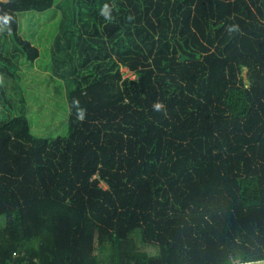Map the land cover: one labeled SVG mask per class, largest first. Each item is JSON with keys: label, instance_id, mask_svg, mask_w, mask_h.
I'll return each mask as SVG.
<instances>
[{"label": "trees", "instance_id": "1", "mask_svg": "<svg viewBox=\"0 0 264 264\" xmlns=\"http://www.w3.org/2000/svg\"><path fill=\"white\" fill-rule=\"evenodd\" d=\"M50 9L68 127L42 137L17 14ZM0 217V264L264 259V0H0Z\"/></svg>", "mask_w": 264, "mask_h": 264}, {"label": "rangeland", "instance_id": "2", "mask_svg": "<svg viewBox=\"0 0 264 264\" xmlns=\"http://www.w3.org/2000/svg\"><path fill=\"white\" fill-rule=\"evenodd\" d=\"M58 11L20 12L17 14V34L29 40L39 50L38 58L33 61L22 59L19 66L22 76L17 96L23 97L24 114L28 118L32 133L42 137H57L67 134L68 110L65 88L60 80L50 74V47L52 35L57 27ZM123 75L135 76L126 68ZM102 185V184H101ZM6 220L0 217V228ZM156 253L154 246L146 247Z\"/></svg>", "mask_w": 264, "mask_h": 264}, {"label": "clouds", "instance_id": "3", "mask_svg": "<svg viewBox=\"0 0 264 264\" xmlns=\"http://www.w3.org/2000/svg\"><path fill=\"white\" fill-rule=\"evenodd\" d=\"M3 19H6V20H11L12 17L8 14H4V16L2 17ZM236 30V26H230L228 31L229 32H232V31H235ZM153 109L155 111H162V110H165V106L163 105L162 102H155L154 105H153ZM79 118L80 119H83V110H81V112L79 113Z\"/></svg>", "mask_w": 264, "mask_h": 264}, {"label": "water", "instance_id": "4", "mask_svg": "<svg viewBox=\"0 0 264 264\" xmlns=\"http://www.w3.org/2000/svg\"><path fill=\"white\" fill-rule=\"evenodd\" d=\"M230 264H264V259L255 260V261H245V262H233Z\"/></svg>", "mask_w": 264, "mask_h": 264}, {"label": "built area", "instance_id": "5", "mask_svg": "<svg viewBox=\"0 0 264 264\" xmlns=\"http://www.w3.org/2000/svg\"><path fill=\"white\" fill-rule=\"evenodd\" d=\"M126 76V75H125ZM102 185H104L103 183H101Z\"/></svg>", "mask_w": 264, "mask_h": 264}]
</instances>
